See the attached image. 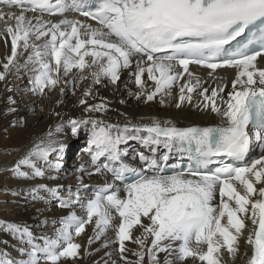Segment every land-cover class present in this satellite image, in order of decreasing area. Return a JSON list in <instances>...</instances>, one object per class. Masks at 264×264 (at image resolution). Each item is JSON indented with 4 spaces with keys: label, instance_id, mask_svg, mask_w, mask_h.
<instances>
[{
    "label": "snow or ice",
    "instance_id": "snow-or-ice-1",
    "mask_svg": "<svg viewBox=\"0 0 264 264\" xmlns=\"http://www.w3.org/2000/svg\"><path fill=\"white\" fill-rule=\"evenodd\" d=\"M69 12L88 17L97 26L68 19L65 13ZM50 17L60 19L53 22ZM0 22L5 24L0 38L7 43L10 37L11 44L0 81L12 67L19 71L18 49H22L30 52L23 65L33 74L30 91L41 95L57 86L63 94L70 75L73 88L89 76L93 83H100L102 77L116 83L122 69L134 67L130 74L140 87L136 98L144 96L147 101L161 93L171 95L172 87L187 73L190 78L179 85V107L190 103L191 93L201 86L198 78H192L190 64L213 71L220 67L238 70L228 99L221 98L223 106L216 98L224 85L210 95L208 88L198 93L203 97L198 106L210 108L221 118L218 127L177 129L154 122L121 129L102 120H69L74 135L82 125H91L87 151L95 172L111 173L113 181L124 182L123 187L105 182L85 199L81 188L88 186L82 179L66 195L60 186L40 185L58 200L60 208L78 205L82 214L70 211L58 221L60 227L53 236L39 238L26 226L4 225L26 247L18 249L19 260L0 253V264H76L81 244L74 242V236L84 233L89 224L96 229L89 245L110 227L115 231L124 264H161L159 253L166 254L163 264H173L167 258L172 253L180 262L225 264L223 251L235 258L242 236L251 253L245 252L246 264H264V155L239 163L254 142L264 146V67L257 65L258 58L264 57V0H0ZM245 34L246 42L238 41L234 51L225 47ZM217 57H223L221 63L215 62ZM145 72L154 81L151 92L145 90ZM90 95L91 90H86L84 96ZM9 101L15 103L11 97ZM80 103L87 105L83 98ZM105 110L103 104L86 107L89 112ZM48 136L16 164V176L29 178V172L21 170L27 166L32 177H43L37 161L61 167L49 157L57 153L59 160L65 145L52 139L51 132ZM128 139L146 146L162 144L169 151L179 145V150L193 154L195 167L167 175L156 159L140 153L147 169L132 168L123 162L125 153L119 148ZM101 157L106 162L97 163ZM162 159L167 161L168 156ZM126 174H131L130 182ZM217 195L219 202L214 204ZM136 227L142 229L138 237L133 236ZM37 239L42 243H36ZM126 241L139 245L140 250L132 253L137 257L134 262L124 256Z\"/></svg>",
    "mask_w": 264,
    "mask_h": 264
},
{
    "label": "bare ground",
    "instance_id": "bare-ground-1",
    "mask_svg": "<svg viewBox=\"0 0 264 264\" xmlns=\"http://www.w3.org/2000/svg\"><path fill=\"white\" fill-rule=\"evenodd\" d=\"M15 11L18 12L19 9H15ZM65 16L68 19H78L85 24L97 26L93 23H87L77 15ZM50 19L55 22L60 17H50ZM8 23L14 24V21L9 20ZM4 29L5 24L0 22V33L4 32ZM10 48V37L7 43L3 38H0V71H3L2 63L10 54ZM22 54H24V51L18 49L17 60L20 65L19 71H17L16 67H12L11 71L6 75V79L0 81V253L6 252L10 258L17 260L21 258L18 249L24 247V244L15 234L7 231L4 225L17 224L26 226L35 237L39 238L41 236H53L55 229L60 227L58 221L68 215L70 211H76L78 215L82 214L78 205L71 209L60 208L58 200L53 198L48 191L39 187L40 185H46L48 188L60 186L61 194L66 195V191L70 186V184L68 185L62 180L63 177L57 174L54 168L48 166L44 161H37V166L45 172L43 177H32L31 169L27 166H22L21 170L29 172V178L18 177L14 174L13 170L16 164L35 145L41 141L48 140L49 132L52 133V139L64 145L71 140L73 142L79 133H84L88 149L91 146L90 141L92 139L91 125H82L74 135L71 131V125L68 123L69 120H102L107 124L117 125L121 129L123 125L127 124H153L154 122L167 126L217 124L221 122V118L216 113L212 112L210 108L198 106L203 101V97L198 95V93L200 89L208 88V94L210 95L211 90L217 89L219 85H224V91L216 98L217 104L223 106L221 105V98L223 100L228 99V93L232 91L231 84L236 78L238 71L231 67L213 71L212 69L189 66V72L193 74L192 78H198L201 81V86L196 92L191 93L192 101L190 103H182L179 107H177L180 95L179 85L188 81L190 77L187 73H184L183 79L177 81L172 87L171 95L161 93L152 101H147L144 96H141L140 99L136 98L137 93L140 92V87L135 84L134 77L130 74L134 70V67L132 70L122 69L120 80L116 83L110 82L107 77H102L98 84L93 83L92 78L89 76L87 80L77 81L73 88L71 86L70 75L66 78L69 80V85L65 87V92L61 94L59 86L53 90H45L44 94L47 97L51 96L49 101L47 100L49 102L47 105L49 106H43L44 103L46 104V101L43 100L41 114H33V108L29 103L32 100H27V98L31 97L30 92H20L24 90L26 85L20 86L27 81L26 76L19 74L21 71ZM28 54L30 52H27ZM257 64L264 66V58L260 59ZM177 70L183 71L182 68H178ZM17 75L19 78H14ZM143 79L145 90L151 92L154 89V81L148 79L147 72H145ZM17 83L19 87L16 86ZM86 90H91L90 96H84ZM9 97L15 101L14 104L10 103ZM81 98L87 101V105L80 103ZM161 99L164 100V103H161ZM204 102L206 103V101ZM97 104L105 105L106 110L99 112L86 111V107ZM10 109H14V111ZM58 126L61 127V131L59 132L56 131ZM139 141L128 139L119 145L120 150L125 153L122 156V160L124 163H131V166H145L147 168V164L144 161H137L135 148ZM149 146L151 147L150 151L143 154L149 159H156L158 164L162 163L164 155L170 153L162 144ZM88 154V151L79 153L77 156L78 160H76L78 161V174L75 180L80 181L82 179L83 183L88 186L87 188H81L82 198L92 197L94 191L105 182H114L118 187L122 188L118 181H113L111 173H96V165L92 163L91 156ZM57 155V153H53L49 157L53 165L59 162L56 158ZM59 155L61 157L62 153ZM262 155H264V152ZM101 162H106L104 157H101L97 163ZM78 186H80L79 183L77 184ZM257 186L259 187V185ZM10 187H16L14 189L15 194L9 191ZM90 187L91 189L93 187V192H89L88 188ZM43 193L51 196L50 204H46V209L52 213L54 220L49 225H45L42 222L43 215H41L42 212L39 210L41 207L39 208L36 203L44 196ZM121 194L124 195L123 193ZM46 198L48 199V197ZM218 202L219 196L217 195L213 203L218 204ZM142 220L146 221V218H142ZM117 222L114 221L113 223ZM248 223L249 221H246V224ZM95 231L94 225L89 224L86 225L84 233L78 237L74 236V242L81 244V255L77 259L76 264H124V260L118 251L119 245L115 231L110 227L104 235L99 239H93V243L89 245L88 240L94 237ZM141 234L142 229L139 227L133 229L134 237H138ZM150 239L146 243H150ZM36 243H42V241L37 239ZM125 246L127 251L124 253V256L129 261H136L137 257L132 253L140 250L139 245L132 241H126ZM245 252H248L249 255L251 254L245 242V237L242 236L240 238V251L235 258H232L226 251H223V260L225 264H246L248 257L245 255ZM165 256V253H159L161 264H163ZM167 258L172 260L173 264H191V259L188 262L177 260L175 253L168 255ZM68 264H71V261ZM196 264H201V262L197 261Z\"/></svg>",
    "mask_w": 264,
    "mask_h": 264
},
{
    "label": "rangeland",
    "instance_id": "rangeland-1",
    "mask_svg": "<svg viewBox=\"0 0 264 264\" xmlns=\"http://www.w3.org/2000/svg\"><path fill=\"white\" fill-rule=\"evenodd\" d=\"M28 55H27V52L24 51V54H22V56H21V71H20L19 74H23V76H26V80L27 81H25V83L20 86V87H23V86L26 85L24 90H22L20 92L21 93L30 92L29 94H31L30 96L32 98L29 97V98H27V100H30V101L34 100L33 102L32 101L29 102L31 107L33 108V114H36V113L37 114H39V113L41 114L42 101L43 100L46 101V104L44 103L43 106H49L47 104L49 103L48 101L51 98V96L47 97L45 94H43L45 96L44 97L43 95H41L39 93L30 91V89L32 88L31 78H32L33 74L23 67V65L26 62V57ZM23 76H21V77H23ZM14 78H19V77L17 75ZM16 86L19 87L18 83L16 84ZM45 90H47V89H45ZM24 97H26V95H24ZM23 99H25V98H23ZM74 139L75 140L73 142H71L72 141L71 140L70 142L67 143L68 145L66 144L67 146L65 145L66 147L64 149V153H62V156L59 159V163H60L61 167L59 169H55V172L57 174H60L63 177L62 180L66 184H68V185L70 184L69 187H71L73 190H75V188L77 187V184L79 183V181H77V179L75 180V178H76V176L78 174V166H77L78 165V163H77L78 161H76V160H78L77 156H78L79 153L87 152V146H88L87 141L85 140V137H84V133H79ZM129 146H131V145H129ZM88 155H90V154H88ZM14 189H16V187H10L9 191L12 194H15L14 193ZM88 190H89V192H91V191L93 192V187H92V189H91V187L88 188ZM44 196H42V198H40L36 203L39 206V208L41 207L39 210L42 212L41 215H43L42 219H41L42 222L45 223V225H49L54 220V217H53L52 213L48 212L47 209H46V207H47L46 204H50V197L51 196H47L45 194H44ZM46 197H48V199ZM43 206H45V207H43ZM42 207H43L44 211L42 210ZM25 246L26 245H24V247Z\"/></svg>",
    "mask_w": 264,
    "mask_h": 264
}]
</instances>
